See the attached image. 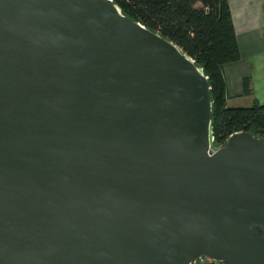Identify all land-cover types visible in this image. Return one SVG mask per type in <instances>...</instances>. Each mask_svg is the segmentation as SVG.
<instances>
[{
  "label": "water",
  "instance_id": "water-1",
  "mask_svg": "<svg viewBox=\"0 0 264 264\" xmlns=\"http://www.w3.org/2000/svg\"><path fill=\"white\" fill-rule=\"evenodd\" d=\"M209 88L113 0H0V264H264V138L211 145Z\"/></svg>",
  "mask_w": 264,
  "mask_h": 264
},
{
  "label": "trees",
  "instance_id": "trees-1",
  "mask_svg": "<svg viewBox=\"0 0 264 264\" xmlns=\"http://www.w3.org/2000/svg\"><path fill=\"white\" fill-rule=\"evenodd\" d=\"M122 13L178 44L206 74L213 144L242 125L264 138V102L228 105L223 64L239 58L228 0H113ZM248 78L243 79L247 91Z\"/></svg>",
  "mask_w": 264,
  "mask_h": 264
},
{
  "label": "crops",
  "instance_id": "crops-1",
  "mask_svg": "<svg viewBox=\"0 0 264 264\" xmlns=\"http://www.w3.org/2000/svg\"><path fill=\"white\" fill-rule=\"evenodd\" d=\"M239 58L223 64L228 105L264 102V0H228ZM248 78L247 91L243 79Z\"/></svg>",
  "mask_w": 264,
  "mask_h": 264
},
{
  "label": "flooded vegetation",
  "instance_id": "flooded-vegetation-1",
  "mask_svg": "<svg viewBox=\"0 0 264 264\" xmlns=\"http://www.w3.org/2000/svg\"><path fill=\"white\" fill-rule=\"evenodd\" d=\"M208 261H209L208 258L201 256L197 258L196 264H207ZM214 264H220V263H214Z\"/></svg>",
  "mask_w": 264,
  "mask_h": 264
},
{
  "label": "built area",
  "instance_id": "built-area-1",
  "mask_svg": "<svg viewBox=\"0 0 264 264\" xmlns=\"http://www.w3.org/2000/svg\"><path fill=\"white\" fill-rule=\"evenodd\" d=\"M212 141H213V135H212V133H211V134H210V144L213 145V146H218V145H214Z\"/></svg>",
  "mask_w": 264,
  "mask_h": 264
}]
</instances>
